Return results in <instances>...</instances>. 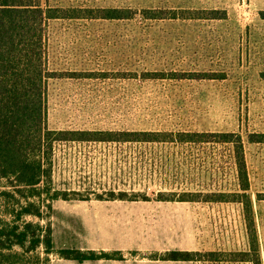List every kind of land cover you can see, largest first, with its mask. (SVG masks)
<instances>
[{
	"label": "rangeland",
	"instance_id": "1",
	"mask_svg": "<svg viewBox=\"0 0 264 264\" xmlns=\"http://www.w3.org/2000/svg\"><path fill=\"white\" fill-rule=\"evenodd\" d=\"M52 7L191 9L226 12L222 20L53 21L49 67L67 74L48 84L53 130L264 132V0H41ZM111 73L82 78L74 73ZM217 73L222 80L119 78L118 73ZM52 191L43 195L44 220L56 253L107 251L125 257L104 264H243L167 262L168 251L248 249L242 207L177 201L183 194L238 190L231 145L215 143L57 144ZM254 214L264 264V145L246 146ZM125 192L129 199L110 200ZM66 194V195H65ZM68 200H63L66 197ZM191 199L193 197H190ZM171 199L175 201H166ZM203 199V198H201ZM51 204L52 209L47 208ZM1 215L7 218V204ZM118 258V257H117ZM65 260V259H64ZM108 260V259H104ZM115 260V259H113ZM246 264V263H245Z\"/></svg>",
	"mask_w": 264,
	"mask_h": 264
},
{
	"label": "trees",
	"instance_id": "2",
	"mask_svg": "<svg viewBox=\"0 0 264 264\" xmlns=\"http://www.w3.org/2000/svg\"><path fill=\"white\" fill-rule=\"evenodd\" d=\"M137 16L147 20H222L227 13L218 10H170L130 8L52 7L41 0H0V209L7 204L8 216L0 210V264H41L38 252L46 257L56 253L53 229L50 225L27 221V217L45 219L43 195L50 200L61 199L52 191V160L57 144L67 142L107 143H215L231 145L237 168L239 189L236 193H186L180 202H237L244 207L251 253H229L226 262L262 264L245 159V142L236 133L151 132V131H90L53 130L48 125V84L67 74L49 67V26L53 21H132ZM260 16L264 19V12ZM82 78H109L113 74L74 73ZM119 78L144 79H220L210 73H118ZM248 143H264V134H250ZM66 195V194H65ZM190 197H193L192 199ZM203 198V199H201ZM68 200L67 196L62 198ZM129 199L125 192H112L110 200ZM166 201H175L166 199ZM49 210L51 204L47 205ZM59 258L79 263L95 260H123L107 252L61 249ZM227 254V253H225ZM208 262L219 260L220 252L170 251L158 259L167 262ZM118 257V258H117Z\"/></svg>",
	"mask_w": 264,
	"mask_h": 264
},
{
	"label": "crops",
	"instance_id": "3",
	"mask_svg": "<svg viewBox=\"0 0 264 264\" xmlns=\"http://www.w3.org/2000/svg\"><path fill=\"white\" fill-rule=\"evenodd\" d=\"M172 73V72H171ZM174 73H178V72H174ZM210 74H217V73H210ZM217 75H219L220 77V79H215V80H222L223 79V77L220 75V74H217ZM262 77H263V79H264V74H262ZM250 134H264V132H253V133H249L248 135H247V138H246V140H245V138H244V136H242L241 134V136H242V138H243V140H244V142H245V149H246V146L247 145H260L259 143H248V136L250 135ZM261 145H264V143L263 144H261ZM245 159H246V151H245ZM246 164H247V160H246ZM248 168V167H247ZM248 173H249V170H248ZM249 182H250V191L248 192V194L250 195V197H251V201H252V204H253V210H254V207H255V201H254V198H253V196H252V194H251V181H250V174H249ZM239 185V184H238ZM238 189H239V186H238ZM236 192H238V190L237 191H235V192H232V193H236ZM219 193H222V192H219ZM257 198H258V202H262V200L264 199V195H262V194H257ZM187 202V201H186ZM199 202V201H198ZM216 203H220V204H229V203H235V204H238V205H240L241 207H242V212H243V218H244V222H245V226H246V231H247V243H248V249L247 250H243V251H227V252H222V251H210V252H220V253H251V247H250V240H249V234H248V230H247V225H246V220H245V217H244V207H243V205L241 204V203H237V202H216ZM254 218H255V214H254ZM255 224H256V222H255ZM256 229H257V226H256ZM257 235H258V232H257ZM258 242H259V251H261L260 250V240H259V235H258ZM91 251H95L96 252V250H91ZM173 251H182V252H193V251H184V250H173ZM103 252H107V251H104L103 250ZM168 252H170V251H168ZM107 253H110V252H107ZM167 253V252H166ZM205 253H207V252H205ZM260 255H261V252H260ZM122 257H123V260L125 259V257L123 256V255H121ZM261 260H262V255H261ZM116 261H122V260H104V259H102V260H95V261H85V262H83V263H79V262H77V261H73V260H64V259H61V258H59V257H56L55 259H52V261H51V264H104V263H107V262H116ZM236 263H243V264H252L251 262H249V261H246V262H236ZM110 264V263H109Z\"/></svg>",
	"mask_w": 264,
	"mask_h": 264
}]
</instances>
